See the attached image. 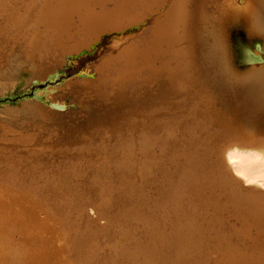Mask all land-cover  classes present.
<instances>
[{
    "label": "bare ground",
    "instance_id": "bare-ground-1",
    "mask_svg": "<svg viewBox=\"0 0 264 264\" xmlns=\"http://www.w3.org/2000/svg\"><path fill=\"white\" fill-rule=\"evenodd\" d=\"M17 1L0 0V11ZM23 1L43 47L6 59L0 98L33 88L65 113L4 108L0 134L32 121L66 132L35 125L0 145V264H264V65L253 66L264 64V0ZM162 4L172 12L115 40ZM15 21L0 25V43L17 45ZM108 34L117 53L86 63L93 82L36 89ZM85 207L111 225L95 226Z\"/></svg>",
    "mask_w": 264,
    "mask_h": 264
},
{
    "label": "rangeland",
    "instance_id": "rangeland-1",
    "mask_svg": "<svg viewBox=\"0 0 264 264\" xmlns=\"http://www.w3.org/2000/svg\"><path fill=\"white\" fill-rule=\"evenodd\" d=\"M37 1V0H35ZM45 1V0H43ZM164 4H162L160 7L155 8L153 10H151L148 15L141 21H138V23H140L139 25L135 26V27H130L128 28V30L126 29H120L118 31H113L112 33L115 34V40L121 39L122 43H124V41L130 39L133 35L134 37L137 36L138 34H140L144 29L154 25V23L158 22L160 19H162V13L164 12L165 15L170 14L172 11L168 9L169 6H163ZM163 7V9H162ZM171 11V12H170ZM46 10L42 11V14L45 13ZM36 13V9H31L29 3L24 2L23 0H18L15 5L13 6V9H7V10H2L0 11V22L1 19H5L3 21V24L0 25H9L11 22H16L15 19H17L18 21H21V27L17 25L16 28H18L17 32L16 30H14V32L12 33L13 35H18L20 34V38L16 41L17 45H11L8 46V41H4L2 43H0V49H4L5 52V56L3 59L0 60V67H2L5 63H6V59L12 55V57L17 56V55H23L24 57H27L29 55V50L30 49H36L38 50L39 48H42L43 45H37L35 44L36 40H38L37 37H32L31 35H29V33L32 32L33 30V26L38 22V20L36 21H29V19L31 18V16ZM45 15V14H44ZM7 20H9L10 22H8ZM41 23H45V20H40ZM39 23V24H41ZM155 23V24H156ZM139 26V27H138ZM141 26V28H140ZM13 28V25L11 26ZM140 28L138 30V28ZM15 28V29H16ZM132 31V32H130ZM118 32L122 33V35H118ZM48 34H50V32H48ZM111 34L108 35H104V37L99 38V40L97 42H91L89 44V51L88 54L82 55L80 56L78 59V63L74 62V66H70L68 64H66V66L63 67H58L60 69H62V73L58 76V78L56 79V81L54 83H50V81H48V83L45 84H40L38 87H36V89L43 91L44 86H51V85H55V84H61L62 82H68L69 84L71 83H75V82H93L94 81V77L92 76L93 74L96 76V72H92L90 69H85V65L86 63H90L91 66H94V64L96 63V61L105 53V55L108 56H113L115 55L117 52H114L113 50H108V46H109V40H111ZM5 47V48H4ZM149 46H147V48L145 47L144 49L140 50L138 52V54L133 55V57L136 58H141L144 54L147 53V51L149 50ZM119 51V50H118ZM99 58H97V55H99ZM139 56V57H138ZM145 57H147L146 55H144ZM40 58V56H38ZM29 58H32V55L29 56ZM81 58V59H80ZM135 58V59H136ZM135 59L133 60L135 62ZM132 61V60H131ZM130 61V62H131ZM155 61V60H154ZM236 64H239L236 62ZM163 63H154V65H151L150 63H144L143 65H138L136 66V68H133L131 70H129L128 72H117V75L121 74H129V73H134V72H140L142 69H146L147 67H156L159 68L160 66H162ZM262 66L264 64H260V63H254L253 66ZM25 68V67H24ZM23 68V69H24ZM56 68V70L58 69ZM80 73H86L88 74L87 76H78V74ZM98 73V72H97ZM101 73V72H99ZM114 78V77H112ZM48 80V79H46ZM50 84V85H49ZM22 87H17L15 92L13 93V99H9L8 96H3L2 98H0V111H2L4 108H15L17 107L19 104L27 102V101H34L37 104H39L42 107V110H47V111H54L55 113H59V114H64V111H59L56 110L54 108H52L50 106V103H45L43 100H39L34 98L32 95V91H34L35 89L33 88H27L25 90H22ZM31 93V94H30ZM70 102V100H65V103L68 104ZM68 110V109H67ZM47 117L44 116V120L46 121ZM2 117H0V123L2 121ZM35 125L37 127V132L38 135H41L47 128H50L51 131V137H61L65 134L66 129L62 128V127H53L52 126H48L47 123L41 124L38 121H32L31 124L27 125L26 127L23 128H18L15 126H10V125H6V128H9V132L5 135V134H0V145H7L5 147H8L7 149H11L14 144V139L19 138L20 136H22L23 138L26 137H31L33 130L35 128ZM53 131V133H52ZM6 136L8 138H6ZM35 138L37 137H33L32 139H30V142H32ZM29 142V141H28ZM201 180V177H200ZM41 185H36V189L40 188ZM44 194V193H43ZM217 195V194H216ZM219 195H217L218 197ZM45 199L48 202H52L50 199H47L45 197ZM43 202V200H42ZM33 211L35 212V214L40 215L43 214V210L40 209L39 207H35L33 209ZM83 211H85V213L90 217L92 223L100 228H108L111 223H112V219L106 215H103L102 213H100L99 209L96 207H93L92 209L85 207L83 209ZM209 255H216L213 252H209ZM124 256H113L111 259L110 264H124Z\"/></svg>",
    "mask_w": 264,
    "mask_h": 264
},
{
    "label": "snow or ice",
    "instance_id": "snow-or-ice-1",
    "mask_svg": "<svg viewBox=\"0 0 264 264\" xmlns=\"http://www.w3.org/2000/svg\"><path fill=\"white\" fill-rule=\"evenodd\" d=\"M231 156H232V154L230 153V154H229V160H230V162H233V161L231 160ZM237 175H240V173L237 172ZM249 183H254V181H249ZM262 187H264V185H262Z\"/></svg>",
    "mask_w": 264,
    "mask_h": 264
}]
</instances>
